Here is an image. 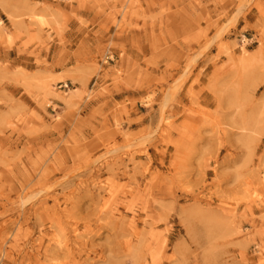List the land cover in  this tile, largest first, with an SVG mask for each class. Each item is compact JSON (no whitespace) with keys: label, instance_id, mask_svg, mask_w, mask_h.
Listing matches in <instances>:
<instances>
[{"label":"rangeland","instance_id":"rangeland-1","mask_svg":"<svg viewBox=\"0 0 264 264\" xmlns=\"http://www.w3.org/2000/svg\"><path fill=\"white\" fill-rule=\"evenodd\" d=\"M0 264H264V0H0Z\"/></svg>","mask_w":264,"mask_h":264}]
</instances>
